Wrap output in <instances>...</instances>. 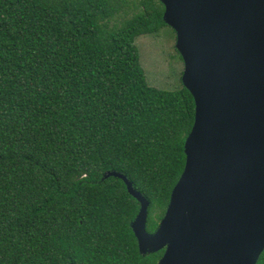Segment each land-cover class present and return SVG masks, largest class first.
I'll return each instance as SVG.
<instances>
[{"label": "trees", "instance_id": "1", "mask_svg": "<svg viewBox=\"0 0 264 264\" xmlns=\"http://www.w3.org/2000/svg\"><path fill=\"white\" fill-rule=\"evenodd\" d=\"M164 13L160 0H0V264L159 263L131 227L139 202L105 174L149 201L154 233L196 110L140 61L136 40Z\"/></svg>", "mask_w": 264, "mask_h": 264}, {"label": "water", "instance_id": "2", "mask_svg": "<svg viewBox=\"0 0 264 264\" xmlns=\"http://www.w3.org/2000/svg\"><path fill=\"white\" fill-rule=\"evenodd\" d=\"M177 35L182 83L195 100L186 164L166 214L147 231L150 203L131 224L158 264H258L264 252V0H160Z\"/></svg>", "mask_w": 264, "mask_h": 264}, {"label": "rangeland", "instance_id": "3", "mask_svg": "<svg viewBox=\"0 0 264 264\" xmlns=\"http://www.w3.org/2000/svg\"><path fill=\"white\" fill-rule=\"evenodd\" d=\"M176 43V32L168 25L158 33L143 35L136 40L150 86L168 91L182 87L184 62L176 49Z\"/></svg>", "mask_w": 264, "mask_h": 264}]
</instances>
